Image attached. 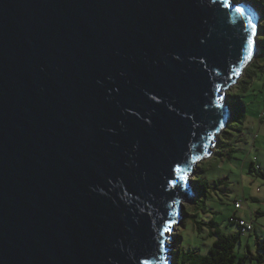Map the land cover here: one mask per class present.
<instances>
[{
  "label": "water",
  "instance_id": "1",
  "mask_svg": "<svg viewBox=\"0 0 264 264\" xmlns=\"http://www.w3.org/2000/svg\"><path fill=\"white\" fill-rule=\"evenodd\" d=\"M259 18L236 0H0V264H170Z\"/></svg>",
  "mask_w": 264,
  "mask_h": 264
},
{
  "label": "rangeland",
  "instance_id": "2",
  "mask_svg": "<svg viewBox=\"0 0 264 264\" xmlns=\"http://www.w3.org/2000/svg\"><path fill=\"white\" fill-rule=\"evenodd\" d=\"M256 4L260 12L256 41L261 51L245 75L238 76L239 83L226 92L234 113L227 132L190 176L199 185V195L194 191L190 201H183L184 220L179 219L168 249L169 259L172 250H178L172 264H198L216 238L212 229L218 227L223 233L238 230L230 220L233 216L253 221V230L240 236L235 254L245 255L248 247L254 255L264 256L256 242L264 243V179L258 175L264 171V115L260 116L264 111V0ZM254 157L260 170L250 169ZM235 202L240 203L239 208Z\"/></svg>",
  "mask_w": 264,
  "mask_h": 264
},
{
  "label": "trees",
  "instance_id": "3",
  "mask_svg": "<svg viewBox=\"0 0 264 264\" xmlns=\"http://www.w3.org/2000/svg\"><path fill=\"white\" fill-rule=\"evenodd\" d=\"M236 1H240V2H247L249 1L250 3H252L254 5V7L258 9L257 4L259 3L260 0H236ZM260 25V23H259ZM257 43V41H256ZM257 46V51L255 56L252 58V60L249 62V64L251 65L252 63H254L257 59L258 56L260 54V48L258 45ZM249 64L246 65V67L243 70V73L241 75V77H243L247 71V66H249ZM240 77V78H241ZM240 78H237V81L235 84L239 83ZM227 106L229 107V118L227 120L226 126L223 128V130L219 133V136L217 137V139L214 141L213 146H211V148L213 147H217L218 143H219V137L223 132H227V127L229 126L230 123V119L232 118V116L234 115L233 110L231 108V105L229 104V102H227ZM215 151V150H214ZM252 164V162H251ZM250 169H255L254 167H250ZM255 170H260V169H255ZM258 175L261 176L264 179V171H259ZM191 181V185H190V189H193V192L195 191V196L199 195L198 191L199 190V185L198 183L194 182L193 179L190 180ZM204 194V192H202L201 190V194ZM191 196H192V192H191ZM236 208V207H235ZM239 208V207H238ZM185 212L183 211V214ZM235 216L231 217L230 220L232 222ZM181 223L183 222L184 218L182 217ZM212 224L214 223L213 221L211 222ZM235 223V222H234ZM236 224V223H235ZM237 225V224H236ZM177 230V229H176ZM211 234H215L216 238L214 239V241L212 242L211 246L208 248L207 250V254L204 255L200 262L198 264H264V256L262 253H257V254H253L250 249L248 247H246L247 249V253L245 255H240L237 256L234 252V248L235 245L239 242L240 240V236L242 235L238 230L236 232H232V233H223L219 230V228H214L210 231ZM177 236V232L175 233ZM258 244V249H262L264 250V243L261 245L258 241H256ZM172 257L170 258V264H172L173 262V258L178 255V250H172Z\"/></svg>",
  "mask_w": 264,
  "mask_h": 264
},
{
  "label": "built area",
  "instance_id": "4",
  "mask_svg": "<svg viewBox=\"0 0 264 264\" xmlns=\"http://www.w3.org/2000/svg\"><path fill=\"white\" fill-rule=\"evenodd\" d=\"M263 115H264V111H262L260 113V116H263ZM256 161L257 160L254 157L252 159V165L254 164L255 169H260V165ZM235 207L236 208L240 207V203L235 202ZM233 221L237 224L238 231L241 234H246V233H249L253 230V221L252 220H247V219L240 218V217H234Z\"/></svg>",
  "mask_w": 264,
  "mask_h": 264
},
{
  "label": "snow or ice",
  "instance_id": "5",
  "mask_svg": "<svg viewBox=\"0 0 264 264\" xmlns=\"http://www.w3.org/2000/svg\"><path fill=\"white\" fill-rule=\"evenodd\" d=\"M237 11H240L239 9H237ZM253 28H254V26H253Z\"/></svg>",
  "mask_w": 264,
  "mask_h": 264
}]
</instances>
